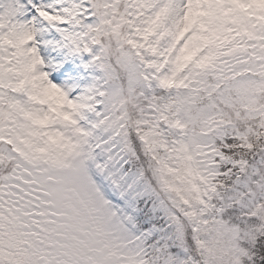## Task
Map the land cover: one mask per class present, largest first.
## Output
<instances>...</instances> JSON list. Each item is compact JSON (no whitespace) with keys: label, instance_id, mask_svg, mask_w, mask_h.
I'll list each match as a JSON object with an SVG mask.
<instances>
[{"label":"snow or ice","instance_id":"6c2138e0","mask_svg":"<svg viewBox=\"0 0 264 264\" xmlns=\"http://www.w3.org/2000/svg\"><path fill=\"white\" fill-rule=\"evenodd\" d=\"M0 264H264V0H0Z\"/></svg>","mask_w":264,"mask_h":264}]
</instances>
